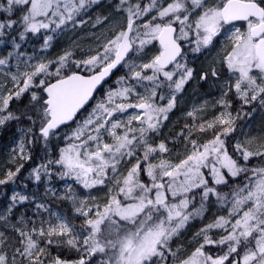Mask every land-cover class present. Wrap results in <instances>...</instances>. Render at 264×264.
I'll return each instance as SVG.
<instances>
[{
	"label": "snow or ice",
	"instance_id": "6c2138e0",
	"mask_svg": "<svg viewBox=\"0 0 264 264\" xmlns=\"http://www.w3.org/2000/svg\"><path fill=\"white\" fill-rule=\"evenodd\" d=\"M99 2L6 0L0 3V37L6 35L5 29L18 28L17 36L23 42L29 33L37 35L43 31L42 48L47 49L53 40L52 34L69 25L88 23L83 15ZM17 11L21 13L19 19H12ZM115 11L121 16L127 14L126 27L121 25L113 38L87 53V58L75 60L71 51H65L54 61L41 59L37 63H31L33 57L20 60L23 52L10 51L0 58V66L5 68L9 58L17 60V72L7 73L13 88H0V126L13 121L21 125L18 131L22 135L12 150L13 160L31 159L27 145L42 143L46 148L53 136L59 137L61 126L73 122L76 126L64 135L66 144L58 158L37 165L31 175L37 182L55 175L60 180L74 181L85 190L114 185L109 188L102 207L101 203L88 204L87 198L80 199L73 184L65 185L66 192L59 198L71 200L75 214L84 218L80 233L44 203L35 204L33 217L21 213L13 222L17 206L29 200L26 195L13 193L6 209L0 213V228L11 229L16 236L14 243H9L6 232L0 231V264H46L50 253L38 243L45 237L46 245L66 243L83 253L72 264H92L98 254L101 257L98 264H264V143L252 148L237 141L230 154L223 139L235 130L230 112L221 113L198 128V110L187 112L192 123L186 120L176 138L191 142L189 154L175 164L165 159L159 164L152 162L154 153L169 151L164 142L153 146L154 134H159L176 106L177 94L193 77V69L180 62L184 53L179 41L188 40L195 45L192 51L200 52L212 45L214 38L227 33L232 44L223 63L236 76L235 84H229L228 91L234 87L245 105L256 101L264 105V0H222L218 6L207 8L205 0H171L166 6L160 0L147 3L116 0ZM234 21L247 22V31L233 26L228 32L225 25H232ZM100 23L98 17L96 24ZM175 24H179L178 29ZM193 33L195 39L189 40ZM17 36L11 40L14 49L21 47ZM154 41L160 45L158 54L147 62L141 59L137 63L146 46ZM21 63L26 70H19ZM169 66L173 70H168ZM119 67L127 71L117 78L116 86L106 90L88 115L78 120V114L96 99L94 92L98 86ZM253 70L259 76L253 75ZM81 71L91 74L82 75ZM211 75L218 76L215 68ZM207 76L204 72L201 79L206 80ZM29 92V104L23 111L10 109L14 98L20 100ZM227 94L223 92L217 101L225 108L230 107L225 99ZM133 97L137 102H131ZM129 109L138 111L128 113ZM124 114H127L126 120ZM217 123L224 125L220 133L214 130ZM209 129L213 130V138L198 143L195 133ZM108 139L112 142H107ZM126 158L129 163L131 158L136 162L123 175L120 167ZM252 159L259 160V164L250 166ZM22 167L20 164L14 171L9 169L0 179V185L14 182ZM203 169H209V173ZM145 175L150 183L142 180ZM206 175H211L215 185L227 184V177L241 175L246 183L222 195L210 186ZM197 189L201 190L199 207L193 203ZM210 195H215L223 204H231L228 216H218L200 229L196 236L203 235V243L187 259H180V250L173 251L171 242L189 220L203 214L204 202ZM42 209L49 211L50 218H56L55 224L51 219L45 221L40 217ZM36 217H40L39 226ZM212 229L223 230L219 240L208 235ZM53 237H66V240L57 241ZM206 245L224 246L226 250L213 256L204 251ZM47 264H69V261L57 256Z\"/></svg>",
	"mask_w": 264,
	"mask_h": 264
},
{
	"label": "rangeland",
	"instance_id": "374dc122",
	"mask_svg": "<svg viewBox=\"0 0 264 264\" xmlns=\"http://www.w3.org/2000/svg\"><path fill=\"white\" fill-rule=\"evenodd\" d=\"M133 3L136 2V0H132ZM144 3L149 2V0H143ZM167 2H171V0H160L161 4H164L166 6ZM0 3H6V0H0ZM115 3L116 0H100V2L97 5H93L90 9H88L87 13L83 15V19L85 21H88V23L84 25H78L76 27H72L69 25L67 28H65L62 31H58L57 33H54L53 40L51 41L50 47L47 49L41 48L40 52L35 55L31 56L34 59L31 60V63H37L41 59L48 61L52 58L56 59L58 58V55H63L65 51H71L73 53V58L75 60H80L87 58L86 54L89 53L91 50L96 49L98 46H102L104 43L107 42L108 39L113 38L114 34L118 32L121 28V25L126 27V13L123 14V16L119 15L115 11ZM222 3V0H205V7H216L219 4ZM201 9L200 11H202ZM3 16H7V13H3ZM100 18L101 23L96 24L97 18ZM107 17L108 19L105 20L104 18ZM195 16H193L192 21H195ZM95 25V26H94ZM176 25V24H175ZM174 25V26H175ZM233 26L239 27L241 31L246 32L247 31V22L244 23H233L232 25H225V29L228 30V32L233 30ZM176 27V26H175ZM177 29L179 27H176ZM6 35L3 37H0V40L3 41V43H0V58H4L7 56L8 52H23L24 56L20 57V60H27L30 57V54H27L24 52V50L20 47L19 49H14L11 43L12 37L17 36V31L12 33L10 30L5 29ZM178 34V33H177ZM34 36H38L34 35ZM195 34L193 33L189 40H194ZM17 42H20L17 36ZM182 45V52L184 53L183 59H181V63H186L188 67L193 69V77L185 84L183 90L177 94L176 99V106L175 108L169 113V119L164 121L163 126L161 127L159 134H154V145H158L161 142L166 143V146L168 147L169 151L167 153H154L152 162L154 164H159L160 160L165 158V160L175 164L179 163L181 159H184L187 154H189V150L191 147H184L181 145V147L178 146L179 140L176 138L177 132L175 130H181L183 128L185 121L187 120L188 123H192V118L187 117V112L192 111L194 108L197 109L196 113V124L199 126V124L204 122H209V116L215 120L217 117L221 115V113L229 112L227 111V108L222 106L220 103H217V101L220 100L223 92H228L229 84L234 85L236 82V76L232 75L228 72L226 66L224 65V56L227 54L228 51L231 50V44L232 41L228 38L227 33H223L220 36L214 38L213 44L208 46V48H202L200 52H193L192 48L195 47L194 44L189 43L188 40H181L179 41ZM21 43V42H20ZM159 46L157 44V41H154L152 44L146 46L144 52L141 54L140 58L137 59V63L140 62L142 59L143 61L147 62L149 59H151L154 55L158 54ZM94 53V51H92ZM135 56V54H133ZM215 68L218 72L217 77H213L211 75V70ZM19 70L24 71L25 65L23 63L19 64ZM168 70H173V66H170ZM11 71L13 73L17 72V60L15 58H9V65L7 68L4 66H0V88L8 90L13 88V82L11 80V77L7 75V73ZM120 72L116 74V76L107 84L105 85L100 93L95 96V100L92 101L91 106L88 108V112L91 111L92 107L95 105L97 100H100L103 96L106 90L109 88H114L116 86L117 78L124 75L127 71V69L121 67L119 70ZM207 72L208 76L206 80L201 79V75ZM253 75L259 76V74L253 70ZM238 75V74H236ZM142 91V90H141ZM233 92H236L235 88H232ZM165 94L168 92L167 89L164 90ZM6 94V91H5ZM229 94V93H228ZM237 99L241 100L238 95L236 94ZM131 102L135 103L137 102L136 99L133 97ZM164 104L167 103V100L163 101ZM255 109V110H254ZM254 109H250L248 121L245 122V124L241 128V132L239 136L235 139V144L237 141H240L244 146H250L252 148L259 147V144L264 143V105H261L259 101H257V105L254 106ZM138 111L136 109H129L128 113H132ZM83 116L79 120H83L87 115ZM231 116L235 118L236 114L234 112H230ZM124 119H127V114H124ZM133 124L135 125L136 122L134 121ZM75 123L72 125L70 130L67 133H70L72 128H75ZM20 139V138H19ZM14 141V147L10 149L6 153H2L0 151V175L3 173L5 174L9 169V167L15 169L19 165V159L13 160V153L12 150L16 147L17 142ZM64 139V138H63ZM107 142L111 143V139H108ZM66 144V141L64 140V144L58 149V156L59 151L62 147H64ZM142 154V150H141ZM57 156V158H58ZM46 158V157H45ZM253 160V159H252ZM136 160L135 158H131V162H128V158L125 159V162L121 165L120 171L123 175L127 174V170L132 166V164H135ZM39 165V164H37ZM36 165V166H37ZM226 171V170H225ZM207 173H209V169L206 170ZM28 176L31 177V181L33 185L30 188H24L22 192L17 190V188H11L10 194H9V200L13 193H20L23 195H26L29 197V201L31 204L35 207L36 203H44L46 205V208L49 209L51 212H55L58 215H61L65 218V216L56 210L55 208L51 207V205L48 203L49 199H55V200H63V202L66 205V208L69 210L70 215L74 218H77L76 225L74 226V229L77 233L78 232L82 220L84 221V218L82 216H78L74 212V206L73 202L68 199H61L59 197H62L66 192V184H73L74 190L76 192V195L80 199H86V202L88 204H95V203H101V207L103 206V201L105 200L106 195L108 194L109 188L114 187L113 184H109L108 187H97L93 189L85 190L82 186L75 184L74 181L71 180H60L57 176V181L61 182L60 185H51L52 177L44 178L41 181L37 182L35 181L34 177L31 175V170H28ZM208 181L213 186H221L215 185L212 183V177L211 175H208ZM167 179V178H165ZM180 179H183V177H180ZM143 180L147 183H150L148 180V177L145 175L143 177ZM239 186H242L246 181L244 178L240 176V181H238ZM211 186V185H210ZM233 190V189H232ZM227 192L225 194H230L232 192ZM220 194L223 195V193L220 192ZM95 198V199H92ZM169 198L171 199V196L169 194ZM211 195L209 199L207 200V206L209 207L211 212H215L216 218L218 216H228V209L231 207V204H223L220 202L217 197L215 203L211 201ZM230 198V195H229ZM121 199H123L121 197ZM29 202V203H30ZM9 204V203H8ZM35 210H33V213ZM26 216V215H25ZM28 217V216H26ZM40 217H42L45 221H49L51 219V222L53 224L56 223V218L49 216V211L41 210L40 211ZM36 217L37 222H39V218ZM67 220V219H66ZM188 223V222H187ZM209 218H203L200 216L195 217V230L203 225L204 227L209 224ZM187 224L183 229L180 230V232L175 236V243H171V247L173 251H176L178 248V241L177 239L179 236H181L182 232L186 229ZM0 231H3L0 229ZM214 231V235L216 239H220V233L222 232V229H212ZM203 239H200L199 245L203 243ZM82 244V239H81ZM39 243V242H38ZM186 244L190 248V253H186V249L179 251V257L180 259H187L188 256L192 254V252L195 251L196 243H192V241H186ZM41 247V245L39 244ZM213 245H206L205 248H209ZM217 247V246H213ZM83 254V253H82ZM100 255L98 254L94 259H92V264H98V261L100 260ZM72 264V263H70Z\"/></svg>",
	"mask_w": 264,
	"mask_h": 264
},
{
	"label": "trees",
	"instance_id": "16d2710c",
	"mask_svg": "<svg viewBox=\"0 0 264 264\" xmlns=\"http://www.w3.org/2000/svg\"><path fill=\"white\" fill-rule=\"evenodd\" d=\"M20 15H21V13L17 11L13 14L12 19H19ZM175 26L179 27V24H176ZM18 30H19L18 28H14L10 31L12 33H14L15 31L18 32ZM52 35H54V34H52ZM43 39H44L43 31L41 33H39L38 36H34L33 34L29 33L27 35L26 40L21 42V48L24 50L25 53L30 54V57L35 56L40 52V50L42 48ZM92 54H95V53H92ZM59 56L60 55H58L57 57H59ZM56 59L52 58L51 60L54 61ZM73 67H75V65H73ZM54 70L55 69L53 68V71ZM65 70L67 71V69H65ZM119 72L120 71H118L116 74H118ZM80 74L89 75L91 73H89L87 71H81ZM116 74L113 76V78L116 76ZM33 91H36V89H33ZM100 91L101 90L97 91V93L99 94ZM228 93L229 94H227V96L225 97L226 101L230 105V107L227 108V111L234 112L236 114V116H234L235 117L234 118L235 130L233 132L229 133L227 136L223 137V139H225L226 146L228 147V150L231 154L234 151V145H235V141H236L235 139L239 136L242 126L245 124V122L248 121L249 115H245V114L249 113L250 109L251 110L254 109V106L257 105V101L253 102L252 104L245 105V104H243L242 100L237 99V96H236L237 93L236 92H233L231 90V91H228ZM30 96H31V93L29 92V93H26L20 100H16L14 98L10 102V109L15 111V112L23 111L25 109V107L29 104ZM91 103L88 107H86V110L81 111V113L77 117L78 120L86 115V113L88 112L87 111L88 108L91 106ZM209 119H210L209 122L213 121V118H211L210 116H209ZM26 123L27 122H25L24 126H26ZM73 124L74 123H72L71 125H69L67 127L61 128L59 130V137L53 136L46 148L42 143H37L35 145H31V144L27 145V153L30 154L32 158L29 160H20L19 161L18 167L20 166V164H23V167L21 168V171L17 175V177L15 178L14 182H9L6 185H0V213L4 212V210L6 209V206L10 202L9 194L11 193L10 192L11 188H17V190L22 192L24 190V188H30L33 185L32 181H31V177L28 176V170L29 169L32 170L34 167H36L37 164L46 163L48 159L57 158L58 149L64 144V139H63L64 135L70 130V128L72 127ZM19 127H21V125H18L15 121L9 122L3 126H0V151L2 153H6L10 149H12L14 147V145H13L14 141L18 140L21 137L22 133L20 131H18ZM198 127L199 126H197V128ZM223 128H224V125H220L217 123L214 130H215V132L220 133L223 131ZM36 131L38 134V128ZM175 131L178 133L180 130H175ZM194 138L197 139L198 143L206 142L207 140L213 138V130L209 129L203 133H200L197 131L195 133ZM181 145H183L184 147H192L190 141H185L183 139H181V141L179 140L178 146L181 147ZM163 159H165V158H163ZM258 164H259V160H257V159H253L250 162V166H257ZM8 169H11L13 171L15 170L11 167H9ZM206 170L207 169H203V171L207 174ZM4 176H5L4 173L2 175H0V179H3ZM143 177H142V180H143ZM241 177L244 178L243 175H241ZM52 178L53 179L51 181V185H53V186L54 185H60L61 182L57 181V177L52 176ZM206 179H209L208 175H206ZM227 179H228L227 184H221V186H213L212 184H210V185L212 187H214L217 190V192H219V193L221 192L223 194L230 192L232 189L239 187L238 181H240V177H237V178L227 177ZM195 191H196V196H195V200L193 203L196 207H199L200 203H201L199 193L201 190L197 189ZM215 197H216L215 195H211V198H210L211 201H213L214 203L216 201ZM189 198H191V194H189ZM29 202L30 201L28 200V201H25L22 205L17 206V208L15 209V216L12 218L13 222H15V219L18 218L21 213H24L28 217L34 216L33 210H35V207L31 204V202L30 203ZM48 203L51 205V207H53L56 210H58L59 212H61L65 216V219H67L69 222H71L73 224V226L76 225L77 221L78 222L81 221L75 217L73 218L70 215V212L66 208V205L63 202V200L49 199ZM192 206L193 205L190 204L189 210H191ZM200 217L209 218L210 223L214 222L216 219L215 212L210 211L209 207L207 206V201L204 202L203 214ZM0 223H2V222H0ZM83 224H84V221L82 220V224H81L78 232L82 231V225ZM203 225H205V224H203ZM203 225L198 227L195 230V217L193 219L189 220L187 223L186 229L182 232L181 236H179V238L177 239L178 248L180 250L186 249L185 250L186 253H190V250L192 248H190L188 246V244L185 243L186 241H192V243H196V246H199L200 239H203L204 237H203V235L197 237L196 233L199 232L200 229L204 228ZM37 226H39V222H37ZM0 229L6 232V235L8 236L9 243H14L13 237L16 236V233L12 232L11 229H3V228H0ZM223 234H224V232L222 230V232L220 233V237ZM208 235L213 240L216 239V237L214 235V231L210 230L208 232ZM46 239L47 238L45 237L44 239L38 240L41 247H46L47 252L50 253V256L47 257V259H46V264L48 261H50L51 259H53L57 256H59L63 260L69 261V264H70L73 261L78 260L80 258V256L82 255L81 252H78L75 248L67 246L66 243H60V244L54 243L52 245H46V243H45ZM53 239L60 241V240H66V237H53ZM175 241H176L175 238H173L171 243H175ZM225 250H226V248L224 246H217V247L211 246L209 248L204 249V251L206 253L212 254L213 256H216L218 254H222L223 251H225ZM242 254L243 253L241 252V255ZM9 259H11L10 253H9Z\"/></svg>",
	"mask_w": 264,
	"mask_h": 264
},
{
	"label": "water",
	"instance_id": "95a60500",
	"mask_svg": "<svg viewBox=\"0 0 264 264\" xmlns=\"http://www.w3.org/2000/svg\"><path fill=\"white\" fill-rule=\"evenodd\" d=\"M245 21H234L233 23H244ZM157 44H158V46H159V48H160V45H159V43H158V41H157ZM170 67V66H169ZM121 69V67H119L118 68V70H115L114 71V74L113 75H111L110 77H108V78H106V82H102V85H100V86H98V88H97V90L94 92V96H95V94L97 93V91L101 88V87H103L106 83H108L112 78H113V76L119 71ZM54 82V81H53ZM92 102V100L90 101V103ZM90 103L86 106V107H88L89 105H90ZM79 115V114H78ZM73 122H69V125H71ZM69 125H67V126H69ZM67 126H61V128H64V127H67ZM60 128V129H61ZM59 129V130H60Z\"/></svg>",
	"mask_w": 264,
	"mask_h": 264
},
{
	"label": "flooded vegetation",
	"instance_id": "af4514ba",
	"mask_svg": "<svg viewBox=\"0 0 264 264\" xmlns=\"http://www.w3.org/2000/svg\"><path fill=\"white\" fill-rule=\"evenodd\" d=\"M106 84H107V83H106ZM106 84H105V85H106ZM105 85H104V86H105ZM104 86H103V87H104ZM103 87H101L99 90H101ZM99 90H98V91H99ZM97 94H98V93H96L95 95H97Z\"/></svg>",
	"mask_w": 264,
	"mask_h": 264
}]
</instances>
